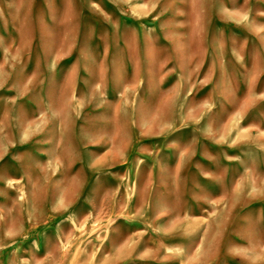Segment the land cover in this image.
Wrapping results in <instances>:
<instances>
[{"label":"rangeland","instance_id":"1","mask_svg":"<svg viewBox=\"0 0 264 264\" xmlns=\"http://www.w3.org/2000/svg\"><path fill=\"white\" fill-rule=\"evenodd\" d=\"M0 264H264V0H0Z\"/></svg>","mask_w":264,"mask_h":264}]
</instances>
